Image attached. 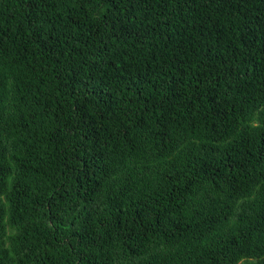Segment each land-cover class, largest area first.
I'll list each match as a JSON object with an SVG mask.
<instances>
[{
    "label": "trees",
    "instance_id": "16d2710c",
    "mask_svg": "<svg viewBox=\"0 0 264 264\" xmlns=\"http://www.w3.org/2000/svg\"><path fill=\"white\" fill-rule=\"evenodd\" d=\"M0 264H264V0H0Z\"/></svg>",
    "mask_w": 264,
    "mask_h": 264
}]
</instances>
